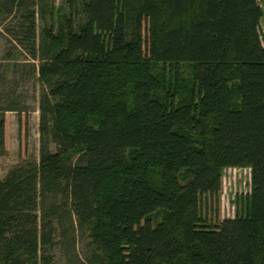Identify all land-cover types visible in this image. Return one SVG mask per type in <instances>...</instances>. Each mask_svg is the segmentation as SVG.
I'll return each instance as SVG.
<instances>
[{"label": "trees", "instance_id": "trees-1", "mask_svg": "<svg viewBox=\"0 0 264 264\" xmlns=\"http://www.w3.org/2000/svg\"><path fill=\"white\" fill-rule=\"evenodd\" d=\"M13 11L29 58L0 62V156L25 76L39 153L0 177V264H264L259 1L0 0ZM228 167L250 169L246 209L213 223Z\"/></svg>", "mask_w": 264, "mask_h": 264}, {"label": "rangeland", "instance_id": "rangeland-1", "mask_svg": "<svg viewBox=\"0 0 264 264\" xmlns=\"http://www.w3.org/2000/svg\"><path fill=\"white\" fill-rule=\"evenodd\" d=\"M264 11V0H258ZM59 0H56V5ZM20 11L11 14H0V62L4 63L10 73L12 64L24 62L29 56L25 49L17 42L20 23L22 22ZM41 27L40 19L36 18L37 32ZM259 33L264 43V16L261 18ZM18 90L25 97L28 111L20 114L7 112V153L0 156V177L7 170L17 164L21 158H38L39 153V85L36 80L27 76L20 81ZM250 169L246 167H228L222 170L221 187L216 195H207L202 202V211L205 216L217 223L224 218H232L237 213L246 209L247 197L250 193ZM87 241L81 239L78 242V250L82 258L87 253ZM57 257L58 251L56 250Z\"/></svg>", "mask_w": 264, "mask_h": 264}]
</instances>
